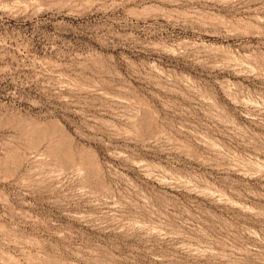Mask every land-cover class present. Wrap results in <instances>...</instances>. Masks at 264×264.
Here are the masks:
<instances>
[{"label":"rangeland","instance_id":"obj_1","mask_svg":"<svg viewBox=\"0 0 264 264\" xmlns=\"http://www.w3.org/2000/svg\"><path fill=\"white\" fill-rule=\"evenodd\" d=\"M0 264H264V0H0Z\"/></svg>","mask_w":264,"mask_h":264}]
</instances>
